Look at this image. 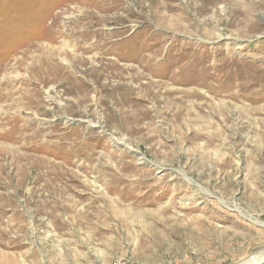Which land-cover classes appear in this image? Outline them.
<instances>
[{
    "label": "rangeland",
    "instance_id": "rangeland-1",
    "mask_svg": "<svg viewBox=\"0 0 264 264\" xmlns=\"http://www.w3.org/2000/svg\"><path fill=\"white\" fill-rule=\"evenodd\" d=\"M261 253L264 0H0V264Z\"/></svg>",
    "mask_w": 264,
    "mask_h": 264
},
{
    "label": "bare ground",
    "instance_id": "bare-ground-1",
    "mask_svg": "<svg viewBox=\"0 0 264 264\" xmlns=\"http://www.w3.org/2000/svg\"><path fill=\"white\" fill-rule=\"evenodd\" d=\"M79 3V2H78ZM83 3V2H82ZM204 7V6H203ZM202 7V8H203ZM202 10V9H201ZM84 35V34H83ZM50 43V42H49ZM50 56V55H49ZM49 59V58H48ZM107 60V59H106ZM113 62V60L111 61ZM110 65V64H109ZM112 65V64H111ZM46 66V65H45ZM116 66V65H115ZM77 67V66H76ZM109 67V66H108ZM114 67V66H113ZM100 68V67H99ZM107 68V67H106ZM110 68V67H109ZM111 69V68H110ZM118 69V68H117ZM119 70V69H118ZM126 70V69H125ZM116 71V70H115ZM114 71V72H115ZM123 71V70H122ZM53 72V71H52ZM110 72V71H109ZM113 72V71H112ZM111 72V73H112ZM108 75V73H107ZM69 79V78H68ZM49 99L51 101H54L53 97L51 95H49ZM26 122V121H25ZM52 188V187H51ZM52 195V194H51ZM264 258V253H261V254H256V255H253L251 256L250 258L246 259L245 261L241 262L240 264H257L260 260H262Z\"/></svg>",
    "mask_w": 264,
    "mask_h": 264
}]
</instances>
